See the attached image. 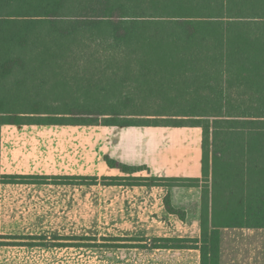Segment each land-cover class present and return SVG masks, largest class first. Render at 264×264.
I'll list each match as a JSON object with an SVG mask.
<instances>
[{
    "label": "trees",
    "instance_id": "16d2710c",
    "mask_svg": "<svg viewBox=\"0 0 264 264\" xmlns=\"http://www.w3.org/2000/svg\"><path fill=\"white\" fill-rule=\"evenodd\" d=\"M102 29L126 45L120 46L122 54H143L137 60L146 68L140 75L144 80L151 75L149 70L154 76L164 71L172 78L191 77L198 82L199 77L210 80L215 70L226 69L242 73L236 77L240 87L258 89V83L263 84L249 94L261 103L242 110L237 103L244 95H229L234 101L226 103L223 99L227 96L220 94L215 104L170 100L173 108H180L170 119H158L165 117L160 113L140 115L145 116L141 120L170 122L144 127L202 129L200 179L135 177L145 168L104 157L109 169L130 178L125 186L201 188L200 238L153 239L152 246L195 249L200 253V264H219V229L264 228V0H0V117L5 118L0 126H91L102 118L105 126L117 131L139 127L133 121L119 122L121 117L115 111L108 115L64 105L59 109L45 105L38 93L34 101L30 97L28 90L33 86L41 92L44 78H39V84L36 79L53 71L49 68L55 40ZM18 50L32 56L26 60ZM19 71L20 79L9 87L3 84ZM192 86V90L198 87ZM211 107L232 108V112L237 110L236 116L208 113ZM246 124L259 125L260 133L243 134V130L252 131L244 127ZM27 178L36 179L10 176L0 183H27ZM30 183L40 184L39 179ZM163 205L168 214L185 219V212L172 206L169 193ZM19 239L24 238L0 236V240ZM11 244L0 242V246Z\"/></svg>",
    "mask_w": 264,
    "mask_h": 264
},
{
    "label": "rangeland",
    "instance_id": "374dc122",
    "mask_svg": "<svg viewBox=\"0 0 264 264\" xmlns=\"http://www.w3.org/2000/svg\"><path fill=\"white\" fill-rule=\"evenodd\" d=\"M120 46L126 45L116 42L109 31L105 29L87 31L68 40H55L51 46L55 52L54 59H52L49 68L53 71L36 79L37 84H39V78H44L40 93L39 90L37 91L38 88L35 89L34 86L28 90L33 101L36 99L34 95L38 93L40 101L49 107L61 109L60 106L64 105L90 111L97 110L98 113L108 115L115 111L121 117L119 122L129 121L131 123L133 121L140 125V128L137 126L120 134H118L119 131L105 126V120L102 118L98 120L96 125L91 126H49L48 129H45L44 125L28 128L32 131H49L51 136L49 137L50 146L48 148L50 147V149L47 153L51 152V157L55 155L53 158L56 159L58 170L64 172L51 178L50 183L55 182L60 186H23L17 190L9 191L10 194L56 197L53 203L39 204L40 217L45 220L41 228L60 230L70 234L89 235V238H85L88 240L83 238L84 241L82 242H71L73 243L71 245H81L80 243H82V249L39 250L31 251L23 256L35 260L38 262L37 264H134V261L139 262L141 260L157 262L163 260L169 264H176L177 257L173 255L149 252L147 254H135L131 257L128 252H125L128 254L123 255L120 251H114L112 248L102 245L104 243L98 242V235H112L115 229L126 226L130 222L136 225V218L141 217L146 220L147 217H154L156 214H152V211H160L163 202V199L162 201L159 200L160 195L154 194V190L146 188L149 186L127 188L125 183L131 182L130 178H124L119 173L110 174L107 168L103 167L104 157L116 155L128 157L131 152L133 161L130 165L148 164L156 172L161 170L160 172L166 179H189V176L196 172V168L201 167L202 129H173L162 128V126L147 129L144 126L150 124L165 125L166 123L170 124V122H168L169 120H151L152 122L141 120L145 116L140 115H157L160 113L165 117L158 119H170L171 115L176 114L180 109L173 108L170 100H178L177 102L181 104H187V102L215 104L220 101L218 97L220 94L222 97L227 96L223 99L226 103L234 101L228 99L229 95H244L245 97H241L237 103L241 110L253 104L261 103V100L259 101L257 97H250L249 94L258 91L260 85L263 86V84L258 83V89L256 86L254 89H250V86L247 85L238 86L236 77L242 73L236 70L217 69L212 73V79L201 80L202 77H199L198 82H194L196 79L192 80L191 77L172 78L164 71L157 72L154 76L152 75L153 70H149L151 75L144 80L140 75L147 72L146 68H141V63L137 60L143 58V54L127 56L121 53L123 48L121 49ZM18 52H22L21 55L26 57V60L32 56V53L25 50H18ZM122 58L124 59L123 62H121ZM149 69L151 68L149 67ZM21 76L20 71L16 72L3 80V84L9 87ZM193 84L198 87L192 90ZM231 84L232 87L229 86ZM161 88L164 92L160 91ZM182 90H186V93ZM162 92L164 96L161 94ZM236 111L232 112V108L217 107H211L207 110L208 113L218 112L217 115L220 116H236ZM107 117L104 116L103 118ZM4 119L0 117V123ZM244 127L252 129L250 132L243 130L242 133L245 135L258 134L261 131V127L255 124H246ZM42 148L39 145L37 149L41 152ZM177 152L180 153V158H176L178 157ZM175 160L176 162H173ZM81 166L84 169L87 168V171L84 170L85 172L82 173L83 176H65L66 171L70 174L68 169H72L71 167ZM146 172L142 171L139 174L147 177V174L150 173ZM114 177H117V180ZM149 178L157 177L149 176ZM4 179L5 177L0 176V182ZM27 179L29 181L27 184L38 179L44 183H49L39 177ZM113 182L120 184L115 186L117 184H112ZM65 183H68L69 186H63ZM200 185L205 187V183H200ZM66 198L70 200H64ZM19 206L21 205L6 204L3 211H8L13 207L14 212H17L16 209ZM192 209L193 207H190L187 210L192 211ZM181 210L185 212L186 209ZM11 215L12 213L9 212L5 217H12ZM167 225L170 229L174 228L169 223ZM70 239L75 240L77 238ZM2 242L13 243L11 245L23 244V242L15 240ZM186 256L185 259L194 263L195 256L193 257V254L188 253ZM131 259H134L133 262Z\"/></svg>",
    "mask_w": 264,
    "mask_h": 264
},
{
    "label": "crops",
    "instance_id": "0c3cea01",
    "mask_svg": "<svg viewBox=\"0 0 264 264\" xmlns=\"http://www.w3.org/2000/svg\"><path fill=\"white\" fill-rule=\"evenodd\" d=\"M35 126L44 125L0 126V176L39 177L49 182L44 183L42 180H39V183L40 181H42L40 184H10L5 182L0 183V236L24 238L15 240L17 242H23L22 245L0 246V264H37L38 262H36L35 260L24 258L23 256L29 254L31 251L39 250L51 251L71 248L82 249V243H80L81 245H71L73 244L71 242H82L85 238H89L88 234H70L61 232L60 230L55 231L49 228H41L45 220H42V218L40 217L41 209L39 208V204L53 203V201L56 200V197L48 195L17 196L10 194L12 190H17L23 186H60L55 182L50 183L51 178L58 176V173L64 172L63 170H58L56 159L53 158L55 157V155L51 157V152L47 153L48 149H50V147L48 148V146H50V143L48 141L51 135L49 134V131L46 130L32 131L28 129L29 127L33 128ZM4 127H6L7 129H5ZM48 128L49 126L45 125V129ZM149 128L159 127H147V129ZM123 132L125 133V131H119L118 134ZM116 133L115 135H118ZM39 145L44 148H42L41 152H39L37 149ZM131 149L135 150L133 148ZM130 154L131 152L129 153L128 157H119L118 155H116L109 158L117 160L120 163L126 164L128 166L144 167V172L148 171L150 173L147 174V177L146 175L140 174L134 175L135 177L149 178V176H151L157 178H165L162 172H160L161 170L156 172V170L150 167L148 164L141 163L137 165H130V163L133 161V158ZM177 154L178 157L176 158H180V153L177 152ZM173 162H176V160ZM103 167L107 168L110 174L119 173L124 177V175L117 170L109 169L105 163ZM71 168L72 169L70 170L68 169V172L70 174H68L66 171L65 176H83L82 173L87 171V168L84 169L83 166ZM201 177L202 162L201 167H198V169L196 168V172L190 175L189 179H200ZM63 186H69V184L65 183V185ZM115 186H119V184ZM126 187L133 188L136 186ZM146 188L154 190V194L156 193L160 195L159 200L161 201L162 199L164 200L165 196L169 193L172 206L178 209H186L185 219L180 220L177 216L168 214L164 210L162 202L160 211H152V214H156L154 217H147L146 220H144V218L140 217L138 219L134 216L136 218V225L135 223L130 222L126 226L115 229V232L112 235H98V242L104 243L102 245H105V247L108 248H112L114 251H120V253L123 255L129 253V256L131 257L135 256V254L157 252L164 255L176 256V264H200V253L198 250L156 249L152 246V240L200 238L202 214L201 188L179 186H149ZM64 200L70 199L66 198ZM6 204H19L21 206L17 207V212H14L15 209H13V207L8 209V211H3V207ZM190 207H193L192 211L187 210ZM9 212L12 213V217H5ZM15 214L17 215V217ZM153 222L158 225L154 224ZM167 223L172 225V227L174 228L170 229ZM39 238L42 239L39 240ZM70 238H77L82 240H72ZM2 241L4 240H0V242ZM68 243H70V245H67ZM188 253L193 254V257L195 256V260L193 261L194 263H192V261L189 259H185ZM132 260L134 259H131V262H133ZM133 263L169 264L167 263V261L163 260H159V262L153 260H141L139 262L134 261ZM219 264H264V228L219 229Z\"/></svg>",
    "mask_w": 264,
    "mask_h": 264
}]
</instances>
